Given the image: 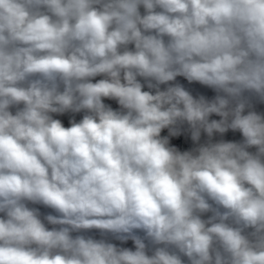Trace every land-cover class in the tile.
Instances as JSON below:
<instances>
[{
    "label": "clouds",
    "instance_id": "clouds-1",
    "mask_svg": "<svg viewBox=\"0 0 264 264\" xmlns=\"http://www.w3.org/2000/svg\"><path fill=\"white\" fill-rule=\"evenodd\" d=\"M257 104L264 0H0V264H264Z\"/></svg>",
    "mask_w": 264,
    "mask_h": 264
},
{
    "label": "built area",
    "instance_id": "built-area-1",
    "mask_svg": "<svg viewBox=\"0 0 264 264\" xmlns=\"http://www.w3.org/2000/svg\"><path fill=\"white\" fill-rule=\"evenodd\" d=\"M177 81L180 82L181 84H183L188 90L192 91L194 95L203 94V95L207 96L208 98H212L215 95V93L211 89H208V88L201 86L197 83L189 84L186 80H184L183 77H178ZM161 87L163 88L164 86H161ZM104 102L107 104H110L114 109H117L119 107L118 104L113 100H107L106 99ZM256 110L260 111V112H264V104H257ZM65 114L69 116L71 113H65ZM210 119H219V117L213 115L212 117H210ZM167 134H168V132L165 129L162 132V135H167ZM221 138L225 139V140H230V141L242 140V136L239 132H232L231 130H229L227 133H225L223 135V137H221L219 134H216L214 136V140H219ZM206 139H207L206 135L202 133L201 142H204V140H206ZM170 144L177 147L181 151L189 150L190 148H192L194 146L193 142L190 139V134H188L186 132L182 133L178 137L170 138ZM250 151H255V149H250ZM87 234L93 235L96 238H99V233L97 230H92V231L88 232ZM140 234L142 235V233H140ZM113 242L118 244L119 246L129 247V248L134 249V245H133L131 240L127 241L126 243H124L122 245L119 241H113Z\"/></svg>",
    "mask_w": 264,
    "mask_h": 264
},
{
    "label": "rangeland",
    "instance_id": "rangeland-1",
    "mask_svg": "<svg viewBox=\"0 0 264 264\" xmlns=\"http://www.w3.org/2000/svg\"><path fill=\"white\" fill-rule=\"evenodd\" d=\"M141 11L143 12L142 8H141ZM54 118L60 119L62 121V123L64 124V126L69 124L70 117L66 114H63V115H55L54 114ZM74 235H75V233H74Z\"/></svg>",
    "mask_w": 264,
    "mask_h": 264
},
{
    "label": "bare ground",
    "instance_id": "bare-ground-1",
    "mask_svg": "<svg viewBox=\"0 0 264 264\" xmlns=\"http://www.w3.org/2000/svg\"><path fill=\"white\" fill-rule=\"evenodd\" d=\"M37 207L40 209V211H41L42 214H48V213L56 214L52 209L45 208L42 205H37ZM48 227L51 228L52 226L51 225H48Z\"/></svg>",
    "mask_w": 264,
    "mask_h": 264
},
{
    "label": "trees",
    "instance_id": "trees-1",
    "mask_svg": "<svg viewBox=\"0 0 264 264\" xmlns=\"http://www.w3.org/2000/svg\"><path fill=\"white\" fill-rule=\"evenodd\" d=\"M145 90H147V89H145ZM73 116L75 117V119L77 120V122H79V120L82 119L83 113H77V114L71 113L69 115L70 119L73 118ZM69 126H70V124L65 125V127H69Z\"/></svg>",
    "mask_w": 264,
    "mask_h": 264
},
{
    "label": "water",
    "instance_id": "water-1",
    "mask_svg": "<svg viewBox=\"0 0 264 264\" xmlns=\"http://www.w3.org/2000/svg\"><path fill=\"white\" fill-rule=\"evenodd\" d=\"M13 111H15V109H12ZM34 207H37V205H34ZM3 214L2 213H0V216H2Z\"/></svg>",
    "mask_w": 264,
    "mask_h": 264
},
{
    "label": "crops",
    "instance_id": "crops-1",
    "mask_svg": "<svg viewBox=\"0 0 264 264\" xmlns=\"http://www.w3.org/2000/svg\"><path fill=\"white\" fill-rule=\"evenodd\" d=\"M101 77H97V79H100Z\"/></svg>",
    "mask_w": 264,
    "mask_h": 264
}]
</instances>
